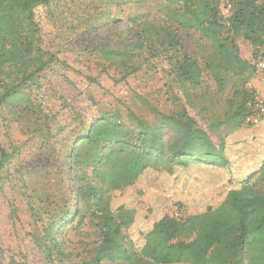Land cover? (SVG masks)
Returning a JSON list of instances; mask_svg holds the SVG:
<instances>
[{
  "label": "trees",
  "instance_id": "trees-1",
  "mask_svg": "<svg viewBox=\"0 0 264 264\" xmlns=\"http://www.w3.org/2000/svg\"><path fill=\"white\" fill-rule=\"evenodd\" d=\"M47 1L0 0V77L25 80L51 62V57H43L34 19V8ZM166 1L173 5L162 24L133 18L134 33L139 34L133 48L145 47L154 56L169 57L168 73L184 94V88L201 83L203 71L219 90L229 77L239 78L241 85L226 99L223 116L211 118L209 129L240 127L253 112L255 95L245 84L255 65L239 56L236 40L250 44L255 60L264 51V0H230L227 14L221 11L220 0ZM190 30L205 39L203 67L181 43L180 31ZM128 53L107 50L104 56H121L125 63L132 59ZM125 67L123 80L137 70L133 64ZM88 80L98 84L95 78ZM166 85L174 110L161 111L138 95L140 106L154 114L149 120L118 100L119 106L82 128L71 150L77 202L91 211L99 225V243L91 249L88 264H264L262 143L250 153L240 145L233 161L224 137L217 134L212 139L189 115L173 85ZM16 87L8 85L0 91V105ZM255 125L254 135L264 136V118ZM13 153L0 144V170ZM153 172L165 176L159 187ZM166 181L174 184V190L160 194V203L162 196L179 195L174 205L184 215L162 213L160 204L141 216L135 206L111 205L112 191H131L137 182L166 190ZM180 193L192 202L185 203Z\"/></svg>",
  "mask_w": 264,
  "mask_h": 264
},
{
  "label": "rangeland",
  "instance_id": "rangeland-1",
  "mask_svg": "<svg viewBox=\"0 0 264 264\" xmlns=\"http://www.w3.org/2000/svg\"><path fill=\"white\" fill-rule=\"evenodd\" d=\"M172 5L166 0H48L34 8L39 46L51 62L25 80L0 77V91L8 85L17 86L0 105V144L7 152L14 151L0 170V264H88L91 249L99 243V225L91 211L77 202L71 150L82 128L119 106V101L152 120L154 114L140 106L137 96L161 111H172L175 106L166 85L172 84L195 122L212 139L217 134L224 137L230 149L227 155L233 161L242 144L247 153L261 143L264 147V136L254 135L256 125L209 129L211 118L223 116L226 99L241 85L239 78L229 77L219 90L211 75L203 71L201 83L184 88V94L168 73L169 57L164 53L154 56L145 47L133 48L139 35L134 33L133 18L162 24ZM180 33L184 51L203 67L205 39L191 30ZM236 42L239 56L254 66L253 48L241 38ZM107 50H127L132 59L125 63L121 56L106 59ZM129 64L137 70L123 80ZM253 69L245 87L255 97L264 98V77L255 66ZM88 77L98 84L89 82ZM151 174L157 184L165 178ZM152 185L137 182L131 191H112V207L135 206L141 216L160 204L161 212L169 216L185 214L174 205L179 195L178 199L162 196L164 203H160L158 196L168 195L174 184L166 181V190L158 188L161 183ZM259 188L264 192V181ZM187 197L181 194L185 203H191ZM196 199L202 200L201 196Z\"/></svg>",
  "mask_w": 264,
  "mask_h": 264
},
{
  "label": "built area",
  "instance_id": "built-area-1",
  "mask_svg": "<svg viewBox=\"0 0 264 264\" xmlns=\"http://www.w3.org/2000/svg\"><path fill=\"white\" fill-rule=\"evenodd\" d=\"M220 1L222 3L224 13L227 14L231 6L230 0ZM255 67L259 72H264V51L261 52L257 60H255ZM254 102L252 114H249L244 118V122L247 124L255 125L259 122L261 116H264V98L255 97Z\"/></svg>",
  "mask_w": 264,
  "mask_h": 264
}]
</instances>
